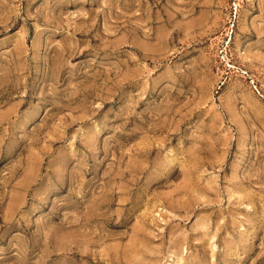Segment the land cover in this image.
I'll use <instances>...</instances> for the list:
<instances>
[{
  "label": "rangeland",
  "instance_id": "rangeland-1",
  "mask_svg": "<svg viewBox=\"0 0 264 264\" xmlns=\"http://www.w3.org/2000/svg\"><path fill=\"white\" fill-rule=\"evenodd\" d=\"M0 264H264V0H0Z\"/></svg>",
  "mask_w": 264,
  "mask_h": 264
}]
</instances>
